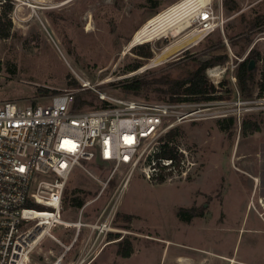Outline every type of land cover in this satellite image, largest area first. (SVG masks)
Here are the masks:
<instances>
[{
	"label": "rangeland",
	"instance_id": "1",
	"mask_svg": "<svg viewBox=\"0 0 264 264\" xmlns=\"http://www.w3.org/2000/svg\"><path fill=\"white\" fill-rule=\"evenodd\" d=\"M177 1L0 0V29L11 20L8 35L0 36V100L41 103L71 89L78 101L87 102H77L78 108L103 105L94 92L82 88L88 81L113 97L167 101V81L209 62L205 76L213 97L203 100L209 101L206 115L172 128L177 134L170 146L186 149L195 162L186 175L173 172L157 182L146 177L141 163L120 190L128 166L83 162L66 184L62 218L77 216L72 196L86 203L83 220L90 221L119 194L114 231L97 238L92 264H264V109L244 110L247 104L238 113L235 109L237 101L264 97L257 86L264 64V0H213L215 22L223 31L217 28L172 58L150 65L188 29L128 43L146 20ZM198 26L193 22L192 27ZM140 45L149 46L152 57L137 55ZM244 60L254 61L253 81L245 92L236 77ZM137 62L141 65L130 70ZM133 78L149 85L139 92L125 91L124 84ZM161 139L167 140L166 132ZM183 209L201 215L184 221L179 216ZM71 229L59 224L51 232L67 243ZM122 238L131 244L126 258L117 253ZM39 246L48 261L61 250L49 236Z\"/></svg>",
	"mask_w": 264,
	"mask_h": 264
},
{
	"label": "built area",
	"instance_id": "2",
	"mask_svg": "<svg viewBox=\"0 0 264 264\" xmlns=\"http://www.w3.org/2000/svg\"><path fill=\"white\" fill-rule=\"evenodd\" d=\"M213 5V0L207 1L194 19L205 35L217 28L223 31L221 23L215 22ZM82 88L94 92L103 105L80 109L75 90L71 89L59 91L41 103L0 100V264H30V254L44 236L66 250L82 227L88 228L94 241L114 231L119 194L93 220H83L86 203L79 207L74 220L62 218L66 184L83 162L98 160L115 167L128 166L120 190L141 163L146 177L153 180L159 176L167 179L173 172L186 175L195 164L188 151L178 146L174 157L157 154L164 144L162 135L180 122L204 118L209 101L113 97L88 81L82 83ZM235 104L237 113L241 104L248 105L244 110L264 109V97ZM109 179L102 182L94 199ZM59 224L72 227L68 244L51 232ZM59 260L50 264H58Z\"/></svg>",
	"mask_w": 264,
	"mask_h": 264
},
{
	"label": "trees",
	"instance_id": "3",
	"mask_svg": "<svg viewBox=\"0 0 264 264\" xmlns=\"http://www.w3.org/2000/svg\"><path fill=\"white\" fill-rule=\"evenodd\" d=\"M10 10H11V5H9L6 8L4 12V17L7 18L6 13L9 12ZM1 21H2V17L0 15V23ZM10 27H11V20L10 18H7L6 26H3V29L1 28L2 30L0 29V36L6 37L8 35ZM136 49L137 50L135 51V53L137 55L145 59L152 57V51L149 48V46L140 45ZM249 61L248 60L242 61L237 66V70H236L237 81L239 83L241 90L244 92L247 89V83L253 81L252 71L251 69L248 68ZM140 65L141 64L137 62L134 65L130 66L129 69L134 70L138 68ZM208 65L209 62L207 61L201 62L200 64L197 65V67L194 70L188 72V74H186L185 76L173 81H167V83L170 85V89L168 90L170 94V100L186 99V100L200 101V100L211 99V97L213 96L208 94L210 86L205 76V69ZM259 74H260V78H259V82H257L258 94L262 95L264 94V64H262ZM128 81L127 83L124 84L123 88L125 89V91L131 93L139 92L143 88L147 87V85H149V82H146L138 78L136 79L133 78ZM247 94L250 95L249 92H247ZM77 102L80 104L87 103L85 100L78 101L76 98V103ZM229 120L231 122L232 118H230ZM246 127L247 126L245 123L244 128L247 129ZM255 129H258V127H256ZM176 134H177L176 129L175 130L171 129L168 133H166L167 140H165L164 144H162L160 148V152L157 154V156L170 157V158L175 156L176 153L175 147L170 146L168 142H171V139H173V137ZM169 139L170 141H168ZM156 179L157 182H162L164 180L162 176H159ZM69 201H70V205L74 208H79L84 203L83 199L80 198L79 196H72L69 199ZM200 215H201L200 213L193 212L192 209L191 210L183 209L179 211V216L184 221H190L192 217L200 216ZM117 253L124 258L130 256V254L132 253V249H131V244L127 239L124 238L121 239V241L119 242V247L117 248Z\"/></svg>",
	"mask_w": 264,
	"mask_h": 264
},
{
	"label": "bare ground",
	"instance_id": "4",
	"mask_svg": "<svg viewBox=\"0 0 264 264\" xmlns=\"http://www.w3.org/2000/svg\"><path fill=\"white\" fill-rule=\"evenodd\" d=\"M209 0H179L144 22L132 35L128 46L138 42L152 40L155 37L166 36L176 30L188 31L178 40L165 47L161 53L151 59L150 65L172 58L181 51L195 45L205 31L192 27L196 13L201 12L202 6ZM190 28V29H189ZM175 33V32H174ZM178 34V33H177ZM256 181L258 180L255 178Z\"/></svg>",
	"mask_w": 264,
	"mask_h": 264
},
{
	"label": "crops",
	"instance_id": "5",
	"mask_svg": "<svg viewBox=\"0 0 264 264\" xmlns=\"http://www.w3.org/2000/svg\"><path fill=\"white\" fill-rule=\"evenodd\" d=\"M70 232L72 233V230ZM71 238L69 242L71 241ZM69 242L64 243L68 244ZM48 251H51L52 253L51 249H48ZM97 252V240L94 241V237L89 234L87 227H82L78 236L68 249L63 250L61 248V250L52 253V260L48 261V258L44 256L43 249L40 246L35 248L30 254V264H50L58 257H60L58 264H79L81 257L85 258L82 263L92 264ZM41 257H44V260H46L43 261Z\"/></svg>",
	"mask_w": 264,
	"mask_h": 264
},
{
	"label": "water",
	"instance_id": "6",
	"mask_svg": "<svg viewBox=\"0 0 264 264\" xmlns=\"http://www.w3.org/2000/svg\"><path fill=\"white\" fill-rule=\"evenodd\" d=\"M253 64H254V61H253V60H250V61H249V66H248V68H249V69H252Z\"/></svg>",
	"mask_w": 264,
	"mask_h": 264
}]
</instances>
